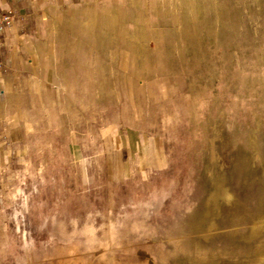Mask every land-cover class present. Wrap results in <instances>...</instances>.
<instances>
[{"label": "rangeland", "instance_id": "374dc122", "mask_svg": "<svg viewBox=\"0 0 264 264\" xmlns=\"http://www.w3.org/2000/svg\"><path fill=\"white\" fill-rule=\"evenodd\" d=\"M92 1L95 146L39 194L0 169V264H264V0Z\"/></svg>", "mask_w": 264, "mask_h": 264}, {"label": "crops", "instance_id": "0c3cea01", "mask_svg": "<svg viewBox=\"0 0 264 264\" xmlns=\"http://www.w3.org/2000/svg\"><path fill=\"white\" fill-rule=\"evenodd\" d=\"M92 8V0H0V169L20 163L23 183L37 182L33 194L40 193L46 179L61 178L57 172L61 173L62 165L76 178L78 161L87 158L83 148L87 154L95 146L92 133L90 138L78 137L80 116H86L85 131L94 129V120L88 119L94 113V91L87 85L94 80L88 71L92 61L78 58V44L73 43L85 33ZM101 129L109 130L108 126ZM127 143L121 136L117 151ZM104 147L107 178L120 179L109 170V157H116V148ZM159 150L144 136L138 137L135 154L122 158L123 167L130 162L123 173H138L131 165L134 156L138 164L146 162L139 169L149 168V155L156 161ZM43 207L40 202L32 209L28 206L27 221L32 212L40 218Z\"/></svg>", "mask_w": 264, "mask_h": 264}, {"label": "built area", "instance_id": "2783aa9c", "mask_svg": "<svg viewBox=\"0 0 264 264\" xmlns=\"http://www.w3.org/2000/svg\"><path fill=\"white\" fill-rule=\"evenodd\" d=\"M0 29H1V26H0Z\"/></svg>", "mask_w": 264, "mask_h": 264}, {"label": "bare ground", "instance_id": "6f19581e", "mask_svg": "<svg viewBox=\"0 0 264 264\" xmlns=\"http://www.w3.org/2000/svg\"><path fill=\"white\" fill-rule=\"evenodd\" d=\"M254 264V263H253Z\"/></svg>", "mask_w": 264, "mask_h": 264}]
</instances>
